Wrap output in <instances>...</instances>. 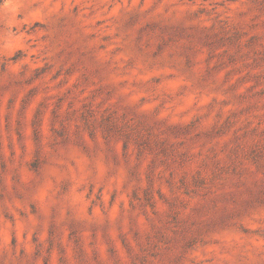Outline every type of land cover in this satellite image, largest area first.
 <instances>
[{"label":"rangeland","instance_id":"rangeland-1","mask_svg":"<svg viewBox=\"0 0 264 264\" xmlns=\"http://www.w3.org/2000/svg\"><path fill=\"white\" fill-rule=\"evenodd\" d=\"M0 264H264V0H0Z\"/></svg>","mask_w":264,"mask_h":264}]
</instances>
